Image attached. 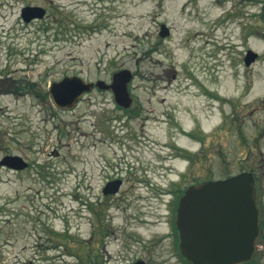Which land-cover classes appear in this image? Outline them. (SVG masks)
Wrapping results in <instances>:
<instances>
[{
  "label": "rangeland",
  "instance_id": "374dc122",
  "mask_svg": "<svg viewBox=\"0 0 264 264\" xmlns=\"http://www.w3.org/2000/svg\"><path fill=\"white\" fill-rule=\"evenodd\" d=\"M29 5L47 17L25 23ZM241 16L237 0H0V161L30 163L19 173L0 165V264H79L85 243L97 264H185L140 246L166 232L168 219L134 226L129 183L123 200L100 206L96 162L116 151L126 177L143 156L151 177L182 188L245 170L264 132V56L251 68L243 56L249 47L264 54V32L242 28ZM123 69L134 75L147 136L97 148L99 114L117 115L113 94L95 89L61 109L49 90L71 76L111 83ZM121 124L114 133L123 137Z\"/></svg>",
  "mask_w": 264,
  "mask_h": 264
},
{
  "label": "water",
  "instance_id": "95a60500",
  "mask_svg": "<svg viewBox=\"0 0 264 264\" xmlns=\"http://www.w3.org/2000/svg\"><path fill=\"white\" fill-rule=\"evenodd\" d=\"M47 10L42 6H27L22 17L29 23L43 19ZM160 36L170 35V29L161 25ZM258 54L249 51L246 65L251 66ZM133 79L130 70L113 75L112 83L100 80L87 82L79 76L65 77L52 84L50 94L61 108H73L96 85L101 90L113 91L115 101L123 107L133 104L129 84ZM1 166L14 170L26 169L29 164L19 155H6ZM120 181L112 183L106 194H115ZM176 226L180 234V250L189 264H243L255 252L259 235V214L255 198L254 177L243 172L223 180L207 181L189 187L182 196L177 210ZM133 264H146L139 260Z\"/></svg>",
  "mask_w": 264,
  "mask_h": 264
},
{
  "label": "flooded vegetation",
  "instance_id": "af4514ba",
  "mask_svg": "<svg viewBox=\"0 0 264 264\" xmlns=\"http://www.w3.org/2000/svg\"><path fill=\"white\" fill-rule=\"evenodd\" d=\"M237 2L238 7L242 10L240 26L242 28L247 27V30L264 32V0H237ZM36 21L39 20H34L32 22ZM254 34H256V32H254ZM259 39L262 40L260 35ZM249 51L255 52L250 47L244 51L245 54L243 56V61L245 64L246 56ZM262 55L264 56V54L259 53L255 62L248 68H251L256 62H258ZM3 84L4 82L2 85ZM262 104H264V101ZM143 108L144 106L141 104L133 103L131 106L126 108L114 103L112 105V110L117 112V115H104L100 113L95 123V134L96 138L98 139V141H96V147L101 148V145L105 143L107 144V148L109 150H113V145H116L119 140H135L137 144L142 143L146 138L145 136H147L146 131L148 130L147 127L149 123V119H147L148 117H143V112H145ZM101 110L106 112L110 111L111 109L107 108L106 105V108H101ZM161 115L164 116L165 114L162 113ZM117 123H123L120 125L121 132L124 133L123 137H120V135L114 133L116 132L115 129ZM133 123H139L140 129L132 128ZM189 133L190 131H187L185 135L190 136ZM192 134L194 133L192 132ZM263 134L264 132H262V135L259 136V140L255 143L256 152L254 153V157L252 160L250 157L248 158L249 161L247 160V165L245 166L244 170L250 172L254 177L255 198L259 214V235L256 241L255 252L252 259L249 262L243 264H264ZM115 152L113 151V155L108 158L100 151L99 159L96 162L99 183V197L97 199L102 201L100 206L105 207L108 206L109 203L113 205L115 200H123L122 191L127 183H129L130 188L128 189L127 206L134 208V213L131 215L134 226H154L161 223L162 219H168V221L165 222L167 225L166 232H156L153 236L147 238L144 241V244L140 246L147 250L149 254H167L178 258V260L182 263L183 259L180 251V235L176 227L177 210L185 190L191 186L198 185L199 183L195 182L186 188H182L180 179H167V183H165L162 180L164 175H161L160 178L159 173H155V177H151L148 172V166H146V162L143 161V156H134L133 158L136 157L138 159H136L135 162H128L127 169L129 172L126 177H123L121 175V167L119 165V167L116 166L113 162L114 156L117 155ZM185 154L189 155V157L194 155L192 151H187ZM22 158L26 160L24 157ZM29 168L15 172H24ZM116 181H120L121 183L119 191L115 194H106L105 190L108 189V187H111L112 183ZM162 212L164 213V216H160ZM166 213L168 217L167 215L165 216ZM148 215H151L152 217L156 216V219L152 222H149L147 221L149 218ZM144 261L148 264L147 260ZM161 262L166 264L164 259Z\"/></svg>",
  "mask_w": 264,
  "mask_h": 264
},
{
  "label": "trees",
  "instance_id": "16d2710c",
  "mask_svg": "<svg viewBox=\"0 0 264 264\" xmlns=\"http://www.w3.org/2000/svg\"><path fill=\"white\" fill-rule=\"evenodd\" d=\"M230 176L231 175H229L228 177ZM83 246H86L89 250L86 252V250L84 249L85 254L83 255H79L78 253V258L80 259L79 264H97L99 260L98 255H96L94 251L86 243L83 244ZM185 263L188 264L187 262Z\"/></svg>",
  "mask_w": 264,
  "mask_h": 264
}]
</instances>
